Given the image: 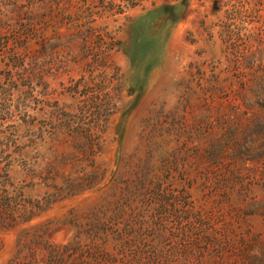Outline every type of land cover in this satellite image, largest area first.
I'll return each instance as SVG.
<instances>
[{
    "label": "rangeland",
    "instance_id": "1",
    "mask_svg": "<svg viewBox=\"0 0 264 264\" xmlns=\"http://www.w3.org/2000/svg\"><path fill=\"white\" fill-rule=\"evenodd\" d=\"M10 17L0 203L32 215L0 208V264H264V0H0ZM62 152L58 183L92 185L36 176Z\"/></svg>",
    "mask_w": 264,
    "mask_h": 264
},
{
    "label": "trees",
    "instance_id": "2",
    "mask_svg": "<svg viewBox=\"0 0 264 264\" xmlns=\"http://www.w3.org/2000/svg\"><path fill=\"white\" fill-rule=\"evenodd\" d=\"M13 15H20V10L18 7H15L12 11ZM8 26L12 28L13 36H11L12 42L14 43L13 46H17L19 44V39L21 38V22L18 21V19L14 17H10L7 19V21L0 20V31L3 27ZM3 42L0 38V43ZM13 48V47H12ZM20 53L13 51L12 54L9 56V64L17 69V76L14 74L10 75L8 77V81L5 85H0V99L4 102L2 106L0 105V119L2 118H8L10 116H13L15 113L21 114V108L23 106V95L20 93L16 98H13V94L15 91H21L19 80L21 78V72H22V58L19 56ZM20 72V73H19ZM10 101V102H7ZM23 110V109H22ZM22 124V118L20 116L16 119L15 126H20ZM7 132V131H6ZM1 133H5L4 131H1ZM20 139H17V137H11L10 134H4V136L1 138L0 141V156H4V154L14 153L15 148L17 147V144L20 143ZM64 153L62 152L60 154V157H62ZM61 160H55L50 162L46 168H42L41 171H39L36 176L40 179H47L49 182H45L48 186L54 187L55 191L59 185L58 191L56 193H64L65 195L74 192L80 191L87 187V185H92L93 179L96 177V174L92 172L90 176L87 177L86 182H81L82 178L78 180L70 179L66 186L63 184L58 183V178L64 173L65 171V157L60 158ZM22 173V172H21ZM43 182V181H42ZM78 189V190H75ZM68 193H67V192ZM14 195V194H13ZM54 195V193L52 194ZM16 194L12 196V193L8 194L7 197L11 198L9 199L8 203L2 204L0 203V208L2 207L3 211H5L9 216H19L23 217L29 214L28 218L32 215L31 207L28 208V206L20 204L16 201ZM27 218V219H28Z\"/></svg>",
    "mask_w": 264,
    "mask_h": 264
}]
</instances>
